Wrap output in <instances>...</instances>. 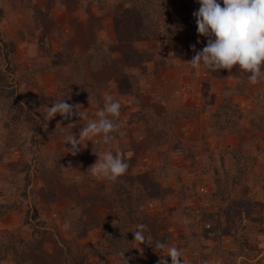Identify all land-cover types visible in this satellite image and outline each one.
<instances>
[{
  "label": "rangeland",
  "instance_id": "1",
  "mask_svg": "<svg viewBox=\"0 0 264 264\" xmlns=\"http://www.w3.org/2000/svg\"><path fill=\"white\" fill-rule=\"evenodd\" d=\"M36 3L37 7L25 9L21 0H0L5 14L1 31L3 39L14 44L15 51L10 57L16 73L10 72L8 61L2 57L0 67L7 72L9 87L16 89L14 100L30 115L24 116L21 125H14L18 130L5 132L1 124L9 119L10 109H3L0 136L4 138L7 133L13 136L12 141L19 143L20 138L29 147V135L33 133L30 126L35 125L42 133L39 135H45L36 140V145L44 149L42 157L36 152V145L30 149L32 156L31 152L16 147L0 150V184L6 186L1 188L0 205L7 200L20 203V208L11 209L0 219L2 252L3 241L11 237L38 239V233L49 232L42 236L41 244L33 247L41 249L42 256L36 263L27 261V264H51L48 259L53 261L55 255L58 259L55 263L64 264L57 251L58 248L67 251L65 241H70L74 255L84 257L79 264H123L115 255L117 251L107 243L103 228L93 226L96 211L105 207L96 198L111 201L113 181L96 177L89 168L98 159L95 152L110 149L114 154L116 151L124 154L129 165L124 193L132 184L128 191L132 195L126 193L122 205V213L127 215L130 208L134 211L130 214L132 221L120 232L128 264H158L160 259L152 245L145 242L139 248L134 235L129 236L139 223L146 225L145 234L153 243L162 240L178 247L186 264H264V103L259 104L251 95V90L255 95L260 92L264 95V81L250 83L238 65L210 72L193 69L187 63L207 43V38L197 32L193 15L199 8L197 0H173L168 4L169 9L184 16L188 34L168 42L156 63L144 62L149 55L140 56L136 51V56L129 57L125 64L134 73L128 80L117 76L120 63L117 59L132 47L119 41L110 14L101 16V27L92 41L88 33L80 39L71 26L75 16L84 15L86 19V10L68 13L67 8L57 6L52 9V18L47 19L39 8L45 1ZM92 9L101 13L96 6ZM40 38L42 42H38ZM3 43L0 42L2 56L6 53ZM96 48L105 51L110 61H118V67L111 61L113 67L106 66L101 71L92 65L90 68L87 58L97 56ZM145 49L148 46L142 48ZM106 95L121 102L120 127L113 133L115 138L106 145L97 137L76 155L67 153L65 147L70 145L57 142L56 134L61 131L64 139L72 131L78 136L87 121L76 115L64 119L59 114L50 120L46 106H51L54 100L66 99L70 104L80 105V110L86 111L91 119L103 106ZM255 120L259 123L252 126ZM148 121H153L150 128ZM69 123L75 126L69 129ZM61 127H65L63 131ZM159 137L162 142L156 139ZM49 150L64 158L54 164L57 168L51 166L50 175L51 183L58 186L61 201L33 199L34 193L36 198L40 197L39 188L44 185L34 168L43 163ZM236 168L239 171L235 175ZM27 173L32 180L24 198L20 193ZM11 179L13 182H8ZM221 189L225 195L223 203ZM89 193L91 197L87 196ZM249 194L248 206L241 207L242 220L229 221L236 206L233 204H246L245 195ZM88 203L90 207L86 206ZM91 209L94 215L90 214ZM110 212L101 214L108 217ZM112 221L111 217L103 220L107 224ZM209 226L215 227L207 233ZM7 255V260L0 264H17L11 253ZM165 259L170 264V257Z\"/></svg>",
  "mask_w": 264,
  "mask_h": 264
},
{
  "label": "trees",
  "instance_id": "2",
  "mask_svg": "<svg viewBox=\"0 0 264 264\" xmlns=\"http://www.w3.org/2000/svg\"><path fill=\"white\" fill-rule=\"evenodd\" d=\"M45 3L43 5L40 4V7L42 12L46 15L45 17H48L47 19L52 18V9L57 6H63L64 8H67V12H75L77 10H86L85 15L86 19H84L83 16H75L73 19L74 24H71V26L74 28L75 32L78 34L79 38L82 39V36L84 34L92 36L91 40L94 41L93 38L96 37L97 28L101 27V16H104L106 14H110L112 18L113 27L116 30L117 36L119 37V41L121 43H124L123 45H129L131 46V50L128 51V53L121 54L120 57H118L117 60L120 61L119 63V69H118V77L120 79H130L129 77H132V74L129 69L128 65H125L129 57L136 56V51L141 54L149 55L147 59L144 60V62H153L156 63L158 61V56L161 53V50L168 47V42L171 41H177L182 39L187 33V27L188 23L184 19V16L177 10H172L168 8V4L172 2L173 0H44ZM37 0H21V3L25 6V9H31L37 7ZM73 3V5H72ZM36 4V5H35ZM72 5V6H71ZM92 6L98 7V9L101 11V13L97 14L93 11ZM4 11L0 7V24L1 19L4 16ZM193 19V18H191ZM53 22H56L55 19H53ZM34 27V33H38L35 31ZM53 31L52 29L49 31ZM33 33L31 30L29 31ZM185 38V37H184ZM0 42H4V46L6 45V53L0 55L2 59H5L8 61V68L10 72L16 73V67L14 64L11 65V62L13 61V57H10V53H13L14 50V44L8 43L3 39L2 31H1V25H0ZM38 42H42V38L38 40ZM144 46H148V50L144 48ZM141 47V48H140ZM5 49V47H4ZM98 48L94 50V53L97 55L96 57L89 56L87 58V63L91 68V65L97 70L101 71L106 66L113 67L111 64V61L109 60L108 56L106 55L105 51L99 52L97 51ZM121 50V49H120ZM142 50V51H141ZM135 54V55H134ZM126 58V59H125ZM143 58V57H142ZM92 59H95L91 61ZM122 60L124 63H122ZM115 63V65L118 67V64L116 61H112ZM10 64V67H9ZM122 64V65H121ZM124 65V66H123ZM122 66V67H121ZM46 69L45 71H47ZM131 74V75H130ZM8 75L7 72L2 71V68L0 67V121L2 115L3 109H10V112L7 114V117L9 119L7 122L2 123L1 125L5 127V132L9 131H16L18 129L15 128L14 125L17 126L21 125L20 122L24 121V116H28L30 118V115L24 111L23 105L14 100L16 89L14 87L10 88L8 83ZM251 95L254 97V100L258 101L259 104L264 103V100L262 97V93L260 92L258 95H255L253 90H251ZM136 101H138L136 98H134ZM54 100V99H52ZM142 101L141 103H143ZM70 104V102H67ZM139 104V103H138ZM147 109V106H144ZM255 117L259 118L256 114ZM194 117H191V120H193ZM255 122L252 124V126L257 125L259 122ZM145 122V120H144ZM151 122L148 121L146 124L148 128L151 127ZM4 129V128H2ZM30 132L32 131L30 136L31 144L29 147H26V142L24 140L21 141L19 138V143H16L11 140L13 136H9L6 133V136L2 138L0 136V150L2 151H10L13 150L14 147H16L17 150H25L29 151V153L32 151V148L34 145H36V140L40 139L42 136L39 135L41 131H38V127L35 125H32L29 127ZM43 132V131H42ZM14 133V132H13ZM42 134V133H41ZM12 135V134H11ZM18 135V134H17ZM55 137V139L59 140L61 144L66 145L65 140L63 139V134L61 131H59ZM161 135V134H160ZM19 136L21 137V134L19 133ZM26 138V135H24ZM45 135H43L44 137ZM55 136V135H54ZM53 136V137H54ZM158 136V135H157ZM42 137V138H43ZM161 137V136H160ZM156 138L160 142H162V138ZM159 142V143H160ZM113 145V144H112ZM67 146V145H66ZM42 148V147H41ZM39 145H36V152L38 151L40 156L42 157V153L44 149H41ZM15 149V148H14ZM31 149V151H30ZM48 152V150H46ZM50 151V150H49ZM167 154V153H166ZM124 155V154H123ZM32 156V152H31ZM36 156H39L38 153ZM49 156V157H48ZM59 153L50 151L47 155V157L44 158L43 163L39 166L40 163H37L38 160L35 161L37 163L35 165L34 171L37 178H41L44 181V185L41 186L40 189V197H35L34 193V200L43 199L47 200L49 202L54 201H61L63 198H60L58 196V186L56 184L51 183L50 181V175L51 173V166L53 165V168L57 165H54L55 163H58L57 160L59 158L64 159L63 157H59ZM125 158V156H123ZM59 166V165H58ZM11 169H13L14 165H11ZM28 168V167H27ZM128 170V169H127ZM239 171V168L235 169V175ZM27 172H30L27 171ZM243 172V171H242ZM127 174H123L121 177H119L116 181H113V189L111 192L112 200H106V198L102 197L100 200L99 198H96V202H104L105 207L104 210L96 211L97 216H94V224L93 226H99L103 228L104 237H106L107 243L110 245V248H113V250H116L117 252L122 251L124 249V241L120 235V232L123 230L124 225L128 223L132 219L130 218L131 212H134L132 208H130L127 215L125 213H122L124 210L122 209L123 201L125 200L126 193L132 195V193L128 192L129 189L132 187V184L129 183V189L126 188V192L124 193L123 189V182L126 181V184L128 183V179L126 178ZM15 178V177H14ZM30 173H27L24 178V184H23V190L21 191V195L24 198H27V188L30 184ZM32 180V179H31ZM218 181L221 180V178L217 179ZM216 181V180H215ZM8 182H13V179L9 180ZM62 186V185H61ZM6 187L3 183L0 184V195L2 196L1 188ZM61 187H59L60 189ZM249 188V187H248ZM222 190V194H220V200L222 203L224 202V190ZM248 190V189H246ZM57 191V194H55ZM87 195V194H86ZM88 197H91V193L87 195ZM249 195H245L246 197V204L244 202L240 203H234L233 205L235 209L231 211V215L233 216L232 219L229 221L232 222H240L242 220V206L249 204ZM128 197V198H129ZM59 198V199H58ZM126 205H130V201H128ZM132 198V197H131ZM105 199V200H104ZM72 200V199H67ZM245 200V199H244ZM263 202L264 199L262 198ZM6 203L0 205V219L4 217L11 209H18L20 208V203L16 200H7ZM52 204V203H50ZM264 205V203H263ZM87 207L89 206V203L86 204ZM118 206V208H117ZM129 207V206H128ZM95 206L93 207V209ZM223 207L220 206V210H222ZM233 208V207H232ZM111 211L108 215V217H103L102 212ZM246 211V209H245ZM90 214L94 215L93 210H90ZM247 215H249V212L247 211ZM212 216V215H209ZM113 218L114 221H112V224H107L106 222H103L105 218ZM231 218V217H229ZM213 227H208L206 229L207 233L213 232ZM213 228V229H212ZM110 229L111 232L108 231ZM47 232V231H46ZM38 233V231H37ZM49 232H40L38 233L40 236L38 239H22L20 237H11L8 241H3L5 244L2 245V249L4 250V253L0 249V261H6L8 258V253H11V256L14 258L15 262L17 264H27V261L36 263V260H38L42 256L41 249L33 248L41 244V241H44L42 236L44 234H48ZM50 234V233H49ZM130 237H133V232L130 231L129 233ZM70 241L66 242V245L68 246L67 251L64 249L58 248V256H61L64 260V264H79V262H84V257L80 256V259L73 254V251L70 249L71 243ZM22 247L26 249V251H23ZM126 248V246H125ZM39 250V251H38ZM116 252V253H117ZM127 256V253L125 252V257ZM136 260H138V256L135 257ZM51 264H60L55 263V260L57 259V256L55 255V259L50 260Z\"/></svg>",
  "mask_w": 264,
  "mask_h": 264
},
{
  "label": "clouds",
  "instance_id": "3",
  "mask_svg": "<svg viewBox=\"0 0 264 264\" xmlns=\"http://www.w3.org/2000/svg\"><path fill=\"white\" fill-rule=\"evenodd\" d=\"M199 8L194 11L197 32L207 38L205 46L197 50L192 59L187 62L193 69H206L215 72L220 69H232L238 65L239 71L247 74L252 84L264 81V0H197ZM195 47L194 45L192 46ZM47 107V115L54 118L59 114L64 119L73 115L79 120L87 121L80 129L78 136L69 132L65 137L67 153L76 155L87 146L88 141L99 137L108 145L115 138L113 133L120 127L121 102L112 95L104 97L103 106L95 113V118H89L86 111L80 110V105L57 99ZM74 123L67 128L72 129ZM65 127H61L63 131ZM96 162L89 168L93 175L106 180L116 181L127 171L129 165L122 153L108 149L95 152ZM67 226V225H66ZM146 225L139 223L132 231L134 242L140 245L147 242L160 255L158 264H168L166 257H170V264H186L181 258V250L171 246L167 241L156 240L145 234ZM126 251H119L115 255L123 264H128Z\"/></svg>",
  "mask_w": 264,
  "mask_h": 264
},
{
  "label": "crops",
  "instance_id": "4",
  "mask_svg": "<svg viewBox=\"0 0 264 264\" xmlns=\"http://www.w3.org/2000/svg\"><path fill=\"white\" fill-rule=\"evenodd\" d=\"M99 230H93L92 232H98Z\"/></svg>",
  "mask_w": 264,
  "mask_h": 264
},
{
  "label": "built area",
  "instance_id": "5",
  "mask_svg": "<svg viewBox=\"0 0 264 264\" xmlns=\"http://www.w3.org/2000/svg\"><path fill=\"white\" fill-rule=\"evenodd\" d=\"M202 190H204V188H201Z\"/></svg>",
  "mask_w": 264,
  "mask_h": 264
}]
</instances>
